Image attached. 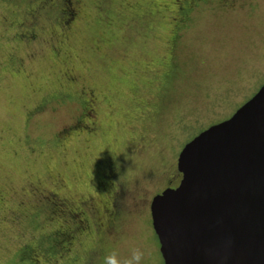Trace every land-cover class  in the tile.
I'll list each match as a JSON object with an SVG mask.
<instances>
[{
  "label": "rangeland",
  "instance_id": "obj_1",
  "mask_svg": "<svg viewBox=\"0 0 264 264\" xmlns=\"http://www.w3.org/2000/svg\"><path fill=\"white\" fill-rule=\"evenodd\" d=\"M49 1L0 0V264H28L26 245L37 264H103L135 247L141 264H162L149 202L182 148L262 86L264 0L201 5L176 41L178 0H71L67 25ZM117 178L120 214L107 221ZM47 198L93 208L63 259L45 251L69 227Z\"/></svg>",
  "mask_w": 264,
  "mask_h": 264
},
{
  "label": "water",
  "instance_id": "obj_2",
  "mask_svg": "<svg viewBox=\"0 0 264 264\" xmlns=\"http://www.w3.org/2000/svg\"><path fill=\"white\" fill-rule=\"evenodd\" d=\"M177 170L150 206L163 264H264V84L188 142Z\"/></svg>",
  "mask_w": 264,
  "mask_h": 264
},
{
  "label": "flooded vegetation",
  "instance_id": "obj_3",
  "mask_svg": "<svg viewBox=\"0 0 264 264\" xmlns=\"http://www.w3.org/2000/svg\"><path fill=\"white\" fill-rule=\"evenodd\" d=\"M51 1L53 2V0H50L49 2H51ZM178 1H179L180 5L177 7V10H178L177 20L178 21L175 24V29H174V33H173L174 34V36H173L174 39H176L175 37H178V34L181 31H183V29H185L184 24L189 21L190 15L193 12H195V10L197 8H199V6H201V5H207L210 1H211V4H213V1L214 0H178ZM245 1H251V0H220V1H218V4H219V6H221V8L224 9L223 11H227L226 9L233 10L234 7H235V5L237 3L240 4V2H245ZM60 3H61L60 12H61L62 18L64 19L63 24H66L67 25L73 19V16L75 15L74 10H73V6H72V1L71 0H60ZM257 77H259V75L251 76L248 79V81L244 82L241 85V88H246V89L252 88L254 86V84L257 82ZM261 77H264V75L261 76ZM263 84H264V82H263ZM263 84H262V86H263ZM262 86H260L258 88V90ZM258 90L256 91V93L258 92ZM87 104H88V102H85L84 100H82L81 106H82V108L84 110V113L81 115L80 119H78L77 121H75V124L73 126H71V127H77L78 125L81 124V121H82L83 116L86 115L85 114V111H86ZM86 113H87V111H86ZM227 119H225V120H227ZM218 123H220V122H218ZM213 125H215V124H213ZM210 126H212V125H210ZM209 127H207V128H209ZM206 129H204V130H206ZM112 174H114V173L112 172ZM181 177H182L181 174L177 170V161H176L175 175L172 177V179H170V180L167 181V185L162 190H160V192H158L156 195H154L151 198L150 202H149V205L148 206H149V216H150V226H151V229H152V221H151V214H150V206H151V202H152L153 198L155 196H157V195H160L163 191H165L167 189H175L179 185L180 180H181ZM115 182H117L118 187H115L114 196H112L111 206H110V210H109V214H108V217L109 218L107 219V221H110L111 219H113L112 215L115 212L118 215L120 214L119 213L120 205H121L120 198L122 197V192L124 193V189H123L121 183L118 182V178H117V180ZM172 182L175 183V184H173ZM120 187H122V188H120ZM61 202L62 201L58 200L55 203H53V204H57L55 206L60 207L58 210L55 209V212L54 213L59 215V212H60V213H62V215L64 217L67 218L66 219V223L69 224L68 229L73 234L79 232L80 233L79 234L80 237L83 238L84 236H86L85 234L87 233V231L90 228V226H89L90 221L88 220V217L90 215L88 213V209L90 210V213H92L93 208H91V207L86 208V209L76 208L74 210H70L67 206L64 205L65 203H63V202L61 203ZM53 216H54V214H53ZM51 219H52V216H51ZM102 227H103V224L101 226V230H102ZM107 231L110 232L109 229ZM152 231H153V229H152ZM152 233H154V232H152ZM58 234H59V231H58ZM153 237H156V236H153ZM73 238H75L74 235L72 237H68V239L65 240V243L68 244V245H71L73 243V241H72ZM61 243H63V241L61 239H59L58 241H56L54 245H53V242L51 240L47 241V246H48V249H49L48 251H50V253H57L56 252L57 247H58V245L61 246ZM156 243H157V248H158V254L160 255L158 241ZM23 251L20 252L21 259L27 261L29 264H36V262H35L36 261L35 253L32 250H30V249L28 251H26V252H23ZM60 252L63 255H65L61 250H60ZM71 252H72V250H71ZM159 257L161 258V255ZM161 262L163 264L162 258H161Z\"/></svg>",
  "mask_w": 264,
  "mask_h": 264
},
{
  "label": "trees",
  "instance_id": "obj_4",
  "mask_svg": "<svg viewBox=\"0 0 264 264\" xmlns=\"http://www.w3.org/2000/svg\"><path fill=\"white\" fill-rule=\"evenodd\" d=\"M176 21H178V20H176ZM176 38V37H175ZM176 40V39H175ZM81 125V124H80ZM77 129V128H79V125L77 126V127H70V128H68V129H70V130H72V129ZM45 198V197H44ZM50 198H47V202L49 201V205H47V207H46V209L50 212V213H52V214H54L55 215V209H59L60 207H57V206H55V205H57V204H53V203H55V201L56 200H54V199H50ZM52 203V204H51ZM118 216V214L115 212L113 215H112V217H113V219H111V220H114L116 217ZM110 220V221H111ZM49 221H51V220H49ZM73 226V225H72ZM53 233V234H52ZM51 233V235H49L47 238L49 239V240H51L52 242H53V245L55 244V242L56 241H58L59 239H61L64 243H65V240H67L68 239V237H72L73 235L75 236V234L76 233H72L69 229L67 230V231H60L59 232V234H58V230H55L54 232H52ZM80 233L78 232V236L80 237V235H79ZM48 240V241H49ZM30 250H32L34 253L36 252L35 251V249L33 248V247H31L30 245L28 246V245H26V246H24L22 249H21V251H23V252H26V251H28L29 249ZM60 248H63V245H58V247H57V250H56V252L57 253H50V251H48V250H45V251H47V252H49L50 254H52L53 256H58V258H60V259H63V254L60 252ZM43 250V249H42ZM38 256H39V254H38ZM35 258L37 259V255H35ZM39 260V259H38ZM37 260V261H38ZM25 261V260H24ZM37 261H36V264H37ZM29 264V263H28Z\"/></svg>",
  "mask_w": 264,
  "mask_h": 264
},
{
  "label": "clouds",
  "instance_id": "obj_5",
  "mask_svg": "<svg viewBox=\"0 0 264 264\" xmlns=\"http://www.w3.org/2000/svg\"><path fill=\"white\" fill-rule=\"evenodd\" d=\"M144 257L145 252L140 247L133 248L127 256L113 250L104 256L103 264H141Z\"/></svg>",
  "mask_w": 264,
  "mask_h": 264
}]
</instances>
